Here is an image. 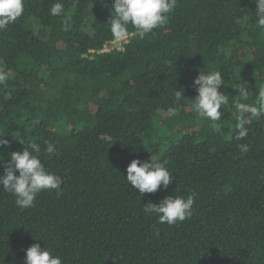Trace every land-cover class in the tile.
Listing matches in <instances>:
<instances>
[{
    "label": "trees",
    "instance_id": "trees-1",
    "mask_svg": "<svg viewBox=\"0 0 264 264\" xmlns=\"http://www.w3.org/2000/svg\"><path fill=\"white\" fill-rule=\"evenodd\" d=\"M56 2L60 16L50 14ZM113 2L24 0L23 14L0 30V70L9 72L0 85V135L9 141L0 174L11 152L47 140L56 154L42 151V163L63 179L62 194L42 191L28 209L0 188V264H24L34 243L63 264H264V117L248 121L244 141L234 138L239 84L253 93L264 84L256 4L178 0L164 26L141 38L129 25L125 51L101 53L116 39ZM209 70L222 72L229 98L220 132L191 110L193 81ZM151 158L167 161L174 179L141 194L126 170ZM192 192L183 222L161 224L143 211Z\"/></svg>",
    "mask_w": 264,
    "mask_h": 264
},
{
    "label": "clouds",
    "instance_id": "clouds-1",
    "mask_svg": "<svg viewBox=\"0 0 264 264\" xmlns=\"http://www.w3.org/2000/svg\"><path fill=\"white\" fill-rule=\"evenodd\" d=\"M256 4V26L264 32V0H252ZM178 6V0H114L111 7L114 16L111 17L110 29L113 36L119 40H125L129 36V25L136 29V34L143 38L154 29L162 27L169 19V15ZM24 11V0H0V30H4L10 23L15 22ZM64 5L61 2L54 3L50 8V14L60 16L64 14ZM69 17L63 21L64 30L69 29ZM9 72L0 70V85L6 84ZM224 78L220 70L201 71L193 81L197 95L191 102V110L199 118L212 121V127L220 132L221 108L229 102L228 96L220 90L224 85ZM238 95L234 103L235 116V140L244 141L249 135L248 121L264 117V84L260 85L254 93L248 90L246 84L240 83ZM174 105L182 106L185 99L183 90L175 91ZM167 108V116L174 117L178 113V107ZM0 135V151L8 148L9 141ZM24 144L23 141H21ZM42 149L38 143H28L22 151L10 153V159L0 174V188L11 192L15 197V204L21 209L34 207V201L39 193L46 190H56V194H62L63 179L56 172L49 170L42 163L41 152L55 155V145L44 141ZM241 154L251 151L249 143H237ZM2 157V156H0ZM4 159H0V165ZM167 161H142L133 159L127 167L126 180L129 185L139 190L141 194L155 193L161 187L167 189L173 182L174 176L166 167ZM18 172V175L16 173ZM196 193L192 192L185 198L181 195H169L160 203L149 202L143 207L145 214L158 217V222L175 225L190 219L193 215V205ZM159 236V232H156ZM24 264H63L61 256L54 254L39 243H34L25 250Z\"/></svg>",
    "mask_w": 264,
    "mask_h": 264
},
{
    "label": "built area",
    "instance_id": "built-area-1",
    "mask_svg": "<svg viewBox=\"0 0 264 264\" xmlns=\"http://www.w3.org/2000/svg\"><path fill=\"white\" fill-rule=\"evenodd\" d=\"M133 36V34H130L127 39L125 40H119L114 39L110 42H108L101 53H110L112 51H118V52H124L126 45L129 43L130 38ZM93 53V52H92Z\"/></svg>",
    "mask_w": 264,
    "mask_h": 264
}]
</instances>
